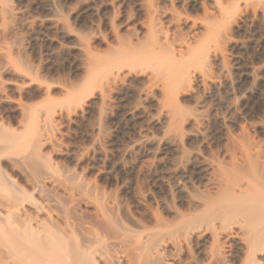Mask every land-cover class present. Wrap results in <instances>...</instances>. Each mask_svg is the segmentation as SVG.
I'll return each instance as SVG.
<instances>
[{"label": "bare ground", "instance_id": "obj_1", "mask_svg": "<svg viewBox=\"0 0 264 264\" xmlns=\"http://www.w3.org/2000/svg\"><path fill=\"white\" fill-rule=\"evenodd\" d=\"M69 1L0 0L1 16L10 13L21 27L40 25L57 40H69L71 46L61 47L79 53L76 70L84 74L79 83L64 85L69 105H52L49 98L17 104V126L0 124V264H229L232 257L238 264H264V156L258 165L253 156L259 149L253 153L238 137L222 133L225 125L216 113L219 103L239 109L264 99V63L244 60L248 42L264 45V36L254 32L258 23L264 29V0H137L136 16L121 15L117 26L135 25L138 34L119 35L103 17L113 44L102 53L89 52L59 14L65 8L82 23L93 6L84 2L73 11ZM196 9L202 17L187 14ZM89 27L90 39L105 41L93 21ZM235 71L242 86L239 102L232 104ZM39 88L48 95L50 86ZM198 90L202 99L186 110L180 100ZM123 93L137 102L123 109L124 116L133 118L146 102L160 112V120L150 121L158 127L155 133L147 127L118 147L122 156L158 147L169 152L172 163L157 171V186L184 205L168 206L170 218L136 212V205L111 196H91L80 174L42 154L51 147L79 164L76 154L63 149L61 125L89 112L115 119ZM190 139L202 148L230 142L236 155L225 151L220 160L190 146L182 159ZM12 174L27 184H16Z\"/></svg>", "mask_w": 264, "mask_h": 264}, {"label": "rangeland", "instance_id": "obj_2", "mask_svg": "<svg viewBox=\"0 0 264 264\" xmlns=\"http://www.w3.org/2000/svg\"><path fill=\"white\" fill-rule=\"evenodd\" d=\"M105 1L70 0L67 4L70 10L76 11L78 8H82L84 2H90L96 11L92 14L89 11L84 16L82 23L75 22L70 18L67 9H59L60 17L66 27L82 37L84 47L89 52L91 48L95 53H102L107 50L109 45L113 44V38L108 35L109 26L104 24L105 17L113 22L117 34L126 36L138 34L135 25H131L129 28L117 26L121 15L130 18L136 16L133 4L137 0H113L111 6L107 5ZM176 7L175 5L174 8ZM178 9L184 11L182 8ZM201 12V10L196 9L187 14L196 18L202 17ZM11 15L10 13L0 15V124H4L5 127L10 125L13 128L17 126L21 118L17 104L33 105L49 98L52 105H69V101H65L67 93L64 85H67L66 83H79L84 74L76 70L80 58L79 53L62 48L71 46L69 40H57L52 31L40 25H34L28 29L21 27L20 20ZM90 21H93L98 27L97 30L100 34L106 35L105 41L90 39V36L93 35L91 33L93 30L89 27ZM261 26L258 23L254 32L264 36V29ZM236 35L240 38L246 36L243 33ZM244 41L247 43L246 40ZM247 44L244 60L264 63V45L260 48L256 45L249 44L248 46ZM230 80L235 88L234 97L230 103L237 104L239 102L237 90L242 86L239 73L236 71L232 73ZM39 85L50 86L48 95L41 93ZM260 87L264 91V82ZM123 95L114 107L115 119L89 112L71 123L61 125L60 134L63 136L61 140L63 149L76 154L80 158L79 164L72 163L67 156L56 153L51 147L42 148V154H45L51 163L64 168L69 167L71 171L74 170L80 174L89 183L91 196H111L115 201L124 202L129 207L136 205L138 208L136 212L148 211L170 218L167 211L168 206H175L182 210L184 205L177 202L175 197L165 195L157 186V171L161 165L172 163L169 152L158 147L155 151L148 153H136L138 151L135 150L132 152L134 155L131 153L122 156L118 147L127 136L144 131L147 127L149 129L146 132L155 133L158 127L155 124L150 125V121L160 120V112L146 102L141 104L140 112L134 116L135 118H128L121 112L124 108H128L137 102L134 98H127L129 93H123ZM221 95H223L222 92ZM158 98L159 96L156 99ZM201 99L202 94L198 90L193 98L183 97L180 104L186 110L191 111L194 106L196 107V102ZM201 111H206V109ZM216 113L222 118L225 125L222 133H230L238 137L239 141H242L248 150L250 147V151L253 153L255 151L253 149H259L261 153L253 156L256 161L258 160L257 164L259 165L264 156V99L260 103L257 101L248 102L239 109H229L227 105L219 103L216 105ZM117 118L118 122L115 123ZM233 122L239 125L233 128ZM57 137L59 138V136ZM187 144L182 159L190 152V146L193 148L200 147L195 139L188 140ZM98 147L103 152H99ZM233 147L235 146L230 142L223 141L213 142L205 148L200 147L199 150L203 151L202 153L205 155H212L222 160L225 151L236 155L237 150ZM12 178L18 185L25 186L27 184V181L17 174H12ZM34 198L37 197L34 196ZM80 220L82 221L79 224L84 225L86 220L82 218ZM58 225L61 226V221H58ZM227 261L229 264H238L234 257L227 259Z\"/></svg>", "mask_w": 264, "mask_h": 264}]
</instances>
